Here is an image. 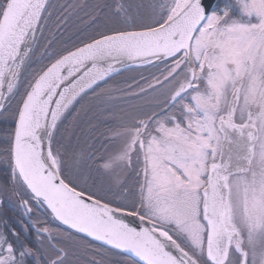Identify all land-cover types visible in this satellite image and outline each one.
Listing matches in <instances>:
<instances>
[{"label":"snow or ice","instance_id":"6c2138e0","mask_svg":"<svg viewBox=\"0 0 264 264\" xmlns=\"http://www.w3.org/2000/svg\"><path fill=\"white\" fill-rule=\"evenodd\" d=\"M0 264H264V0H0Z\"/></svg>","mask_w":264,"mask_h":264},{"label":"trees","instance_id":"16d2710c","mask_svg":"<svg viewBox=\"0 0 264 264\" xmlns=\"http://www.w3.org/2000/svg\"><path fill=\"white\" fill-rule=\"evenodd\" d=\"M60 2H64V0H60ZM75 2L80 3V4H86L89 6L95 5V4H112L114 2H116V0H75ZM132 2H138V0H123V3L128 4V3H132ZM105 11H108V9H105ZM84 10H81L80 14L83 15ZM134 73L131 72H127L125 73L126 76L128 75H132ZM124 77H121L120 79H123Z\"/></svg>","mask_w":264,"mask_h":264}]
</instances>
